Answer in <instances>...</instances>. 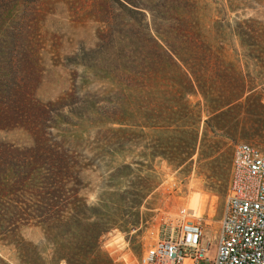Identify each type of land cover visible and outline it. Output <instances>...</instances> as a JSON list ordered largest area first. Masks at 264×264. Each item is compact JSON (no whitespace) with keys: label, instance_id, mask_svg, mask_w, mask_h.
<instances>
[{"label":"rangeland","instance_id":"374dc122","mask_svg":"<svg viewBox=\"0 0 264 264\" xmlns=\"http://www.w3.org/2000/svg\"><path fill=\"white\" fill-rule=\"evenodd\" d=\"M130 2L153 8L158 36L171 46L193 27L201 51L230 65L227 73L218 71L231 75V93L222 82V94L240 100L219 122L205 125L207 108L201 96L188 95V110L201 121H187L186 127L165 123V112L175 110L176 96L169 85L159 80L129 88L108 80L107 69L98 61V53L106 51L98 33L108 26L123 30L124 43L147 48L142 56L156 60L159 55L135 30V21L141 24L142 17L121 14L108 0H0V26L9 29L22 16V23L34 29L42 47L37 97L56 102L53 108L62 115L75 114L47 133L80 156L87 170L82 184L86 194L80 196L99 213L113 216L114 226L101 243L110 264H141L160 233L178 220L200 223L212 253L234 146L248 143L264 153V0ZM91 109L105 116L94 117ZM149 110L155 114L152 122L144 120ZM114 112L124 116L122 124ZM0 137L21 136L13 132ZM103 192L117 196L98 206ZM194 194L206 198L203 217L187 211ZM211 205L215 212L209 218ZM22 237L34 244L41 238L34 228L25 229ZM10 256L9 247L0 243V257L13 264Z\"/></svg>","mask_w":264,"mask_h":264},{"label":"trees","instance_id":"16d2710c","mask_svg":"<svg viewBox=\"0 0 264 264\" xmlns=\"http://www.w3.org/2000/svg\"><path fill=\"white\" fill-rule=\"evenodd\" d=\"M108 2L117 6L121 14L141 16L142 23L135 21V30L151 44L153 52L159 53L156 60H151L141 55L147 48L137 42L124 43L122 29L108 26L100 30L98 39L105 44L106 51L98 53V61L103 70L107 69L111 83L118 81L132 88L162 80L176 96L175 110L172 114L166 111L164 121L179 122L183 127L187 121L194 119L193 124L201 121L188 110L185 100L188 95L201 96L207 108L205 125L219 122L240 100L222 94L226 91L222 82L227 83V92L231 93V75L221 76L218 71L227 73L230 65L225 67L218 57L201 51L193 27L186 31L183 41L171 46L158 36L153 8L135 5L130 0ZM22 20V16L18 17L9 29L0 26V134L18 132L21 136L17 140L0 137V243L9 247L13 264H110L101 243L114 226L113 216L99 213L80 196L86 194L82 184L87 172L80 156L47 133L49 128L57 127L61 121L66 123L69 115L75 114L62 115L53 108L56 102L37 97L42 47L34 29ZM127 53L134 56L128 57ZM91 110L94 117L105 116ZM115 113L113 117H118L115 121L122 124L123 115ZM154 115L149 110L144 120L152 122ZM116 196L100 193L97 205ZM28 228L39 231L38 243L22 237ZM0 264L10 263L0 257Z\"/></svg>","mask_w":264,"mask_h":264},{"label":"built area","instance_id":"2783aa9c","mask_svg":"<svg viewBox=\"0 0 264 264\" xmlns=\"http://www.w3.org/2000/svg\"><path fill=\"white\" fill-rule=\"evenodd\" d=\"M200 223L166 226L141 264H264V153L234 146L230 179L213 252Z\"/></svg>","mask_w":264,"mask_h":264},{"label":"bare ground","instance_id":"6f19581e","mask_svg":"<svg viewBox=\"0 0 264 264\" xmlns=\"http://www.w3.org/2000/svg\"><path fill=\"white\" fill-rule=\"evenodd\" d=\"M206 208V198L204 196L194 194L188 202L187 211L193 215H197L198 217H203ZM214 212V206H209V218L212 217Z\"/></svg>","mask_w":264,"mask_h":264}]
</instances>
